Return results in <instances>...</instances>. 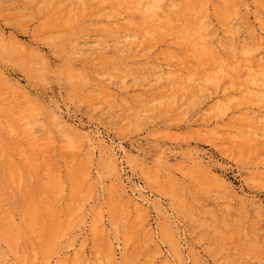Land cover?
<instances>
[{
  "label": "rangeland",
  "instance_id": "374dc122",
  "mask_svg": "<svg viewBox=\"0 0 264 264\" xmlns=\"http://www.w3.org/2000/svg\"><path fill=\"white\" fill-rule=\"evenodd\" d=\"M0 264H264V0H0Z\"/></svg>",
  "mask_w": 264,
  "mask_h": 264
}]
</instances>
